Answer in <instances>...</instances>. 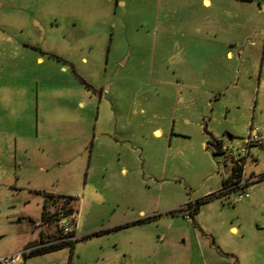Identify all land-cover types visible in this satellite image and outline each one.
I'll return each mask as SVG.
<instances>
[{"label":"rangeland","instance_id":"374dc122","mask_svg":"<svg viewBox=\"0 0 264 264\" xmlns=\"http://www.w3.org/2000/svg\"><path fill=\"white\" fill-rule=\"evenodd\" d=\"M250 121L264 136V0H0V257L264 264V146L246 198L184 207L221 186L211 136ZM45 192L80 196L87 235L24 257L57 232Z\"/></svg>","mask_w":264,"mask_h":264},{"label":"built area","instance_id":"2783aa9c","mask_svg":"<svg viewBox=\"0 0 264 264\" xmlns=\"http://www.w3.org/2000/svg\"><path fill=\"white\" fill-rule=\"evenodd\" d=\"M255 146H264V136L258 127L250 122L245 136L242 137L240 146L234 148L228 146L226 141H219L218 148L213 151L226 154L225 158L229 160L228 163H223L222 173L224 175V182L221 184L216 193L219 196L230 200V195L235 192L232 200L240 201L248 196L245 191L246 186L255 181L258 176L253 174H246L244 165L247 157H252V148ZM233 147V148H232ZM226 168V171L224 170ZM80 199L79 195H66L61 197L52 204V208L48 211V215L54 217L59 230L58 237L54 239L44 240L38 246L57 243L65 239H74L78 237L75 235V214L73 202ZM185 207V206H184ZM185 217L188 219L189 214L186 212ZM73 233V234H72ZM18 259V255L0 257V264H14Z\"/></svg>","mask_w":264,"mask_h":264},{"label":"trees","instance_id":"16d2710c","mask_svg":"<svg viewBox=\"0 0 264 264\" xmlns=\"http://www.w3.org/2000/svg\"><path fill=\"white\" fill-rule=\"evenodd\" d=\"M217 151H214V153H216ZM263 176V175H261ZM224 182V179L221 180V184ZM45 197L47 198L46 200H52L53 196H57L56 199H59V198H63L65 197L66 198V195H63V194H55L52 193V192H45L44 193ZM214 196H219L216 192H211V193H208L206 194L205 196L201 197L200 199H197L196 201H194L193 203H187L185 205V207L187 208L188 210V214L191 218V221L193 222L194 221V215L195 213L197 212V209L199 207V205L211 198H213ZM54 200V199H53ZM45 205H43L44 207ZM45 208V207H44ZM178 210H181V208H179ZM45 211V210H44ZM44 211L42 212V220H41V223H47V224H50L51 221H55L56 219L54 217H52V220L49 219V217H47L44 213ZM176 211V210H175ZM50 216V215H49ZM144 220H146V218H140V219H137V220H134V221H131L130 223L131 224H135L137 222H143ZM130 223H124V224H120V225H117V226H114L113 228H120V227H124V226H127L128 224ZM58 233H59V230H58V227H57V232L56 234L52 235L51 238L49 239H54L56 237H58ZM95 233H100V231L98 232H95ZM73 234V233H72ZM87 234L85 235H82V236H79L80 238L86 236ZM79 237H76L74 239H65V240H62V241H59L57 243H52V244H48V245H43V246H38L40 243H44L45 241L43 240V233L40 234V239H39V242L34 245L33 247L29 248L28 249V253L25 254L24 253V257L26 256H29V255H32V254H37V253H43V252H46V251H51V250H55V249H58V248H61L62 246L64 245H72V242L75 241L76 239H78Z\"/></svg>","mask_w":264,"mask_h":264},{"label":"crops","instance_id":"0c3cea01","mask_svg":"<svg viewBox=\"0 0 264 264\" xmlns=\"http://www.w3.org/2000/svg\"><path fill=\"white\" fill-rule=\"evenodd\" d=\"M203 1H205L206 3L209 2V0H203ZM225 56L230 57V56H232V53H231L229 50H227L226 53H225ZM224 74H225V73H224ZM225 78L228 79V80L231 79V78L229 77V75H226ZM248 107H249V106H248ZM247 109H248V108H247ZM247 115L250 116L249 110H247ZM250 122H252V121H250ZM154 132L157 134V133H159L160 131L157 129V130H155ZM228 135H229V134H228ZM230 137L232 138L231 135H230ZM52 193H53V192H52ZM57 194H59V193H57ZM229 229H230L231 231H236V230H237V228H236L235 226H230ZM41 233H42V231H41Z\"/></svg>","mask_w":264,"mask_h":264},{"label":"water","instance_id":"95a60500","mask_svg":"<svg viewBox=\"0 0 264 264\" xmlns=\"http://www.w3.org/2000/svg\"><path fill=\"white\" fill-rule=\"evenodd\" d=\"M227 139L228 140L231 139L230 135H227ZM218 144H219V141L216 138H214L213 136H211L210 146L212 147L213 150H216L218 148ZM224 170L226 171V168Z\"/></svg>","mask_w":264,"mask_h":264}]
</instances>
